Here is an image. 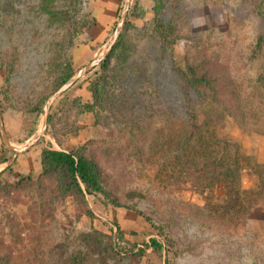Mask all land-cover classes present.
<instances>
[{"label": "rangeland", "instance_id": "rangeland-1", "mask_svg": "<svg viewBox=\"0 0 264 264\" xmlns=\"http://www.w3.org/2000/svg\"><path fill=\"white\" fill-rule=\"evenodd\" d=\"M125 6L0 0L1 116L45 121L30 171L0 166V264H264V0H130L114 39ZM49 132L105 194L43 172Z\"/></svg>", "mask_w": 264, "mask_h": 264}, {"label": "trees", "instance_id": "trees-1", "mask_svg": "<svg viewBox=\"0 0 264 264\" xmlns=\"http://www.w3.org/2000/svg\"><path fill=\"white\" fill-rule=\"evenodd\" d=\"M8 157V155L0 156V163L7 161ZM41 164L45 173L54 171L60 173L63 185L68 192H73V195L85 197L105 194L104 181L98 164L85 155L64 150L43 149ZM157 235L162 237L161 234ZM145 246L162 257L165 246L158 238H151ZM141 252L143 253V250Z\"/></svg>", "mask_w": 264, "mask_h": 264}, {"label": "crops", "instance_id": "crops-1", "mask_svg": "<svg viewBox=\"0 0 264 264\" xmlns=\"http://www.w3.org/2000/svg\"><path fill=\"white\" fill-rule=\"evenodd\" d=\"M26 84L29 85L30 80L27 81L24 79L23 88L21 89L23 91V94L20 96L21 98H17V100H25V98L27 96L26 95V92H27ZM28 88H29V86H28ZM13 97H16V96L13 95ZM12 101H14V98H12ZM2 111H3V117L1 116V121H2V124H4V126H3L4 133L5 134L7 133V136L5 135V137L7 138L8 142L11 145H13L12 142H14L15 137L13 136V133L10 130V128H14V131H19L18 137H20L22 139L20 141L19 140L17 141L20 146H15V145H13V146L16 147L17 149L24 148L28 144L29 140L31 139V135L28 134L26 136V135H24L23 132H21L22 128H25L24 126L28 125V123H26V116L28 114L26 115V112H24V110L22 109V106L19 105V103H15V102H13V103L12 102H10V103L5 102V104H4L2 101ZM28 117H29V115H28ZM2 140H3V136H2ZM3 142H4V140H3ZM4 144H5V142H4ZM5 145L7 146V144H5ZM32 146H30V147H32ZM30 147H28L27 149H25L22 152L15 151L12 149L14 152L11 155H8L9 156L8 160L3 162V163H0V166L9 163L12 160H13V162L17 160V161H19V165H18L19 171H21V172L30 171L29 161L31 158V156H30L31 152L27 151L30 149ZM67 152H69V151H67ZM41 154H42V152H41ZM40 160H41V156H40Z\"/></svg>", "mask_w": 264, "mask_h": 264}, {"label": "water", "instance_id": "water-1", "mask_svg": "<svg viewBox=\"0 0 264 264\" xmlns=\"http://www.w3.org/2000/svg\"><path fill=\"white\" fill-rule=\"evenodd\" d=\"M130 0H126V6H125V9H124V12H123V15L121 16V20L119 21L118 23V26H117V29H116V32H115V35H114V39H116L120 33V30H121V27L123 25V21L126 17V13H127V5L129 3ZM113 45L110 44L109 47H111ZM109 49V48H108ZM106 55V54H105ZM104 56L98 58L97 60H95L91 65L85 67L83 70H81L79 73H77L67 84H65L61 89H59L51 98L50 100L48 101L47 105H46V109H45V113H44V120L46 119L47 117V114H48V109L51 105V102L52 100L59 94H61L64 90H66L71 84H73L76 79L81 75L82 72H85L87 71L88 69L92 68L94 65L98 64L102 59H103ZM43 120V121H44ZM45 122V121H44ZM44 122H42L37 131L34 133V135L32 136V138L29 140L28 144L24 147V148H21V149H17L16 147H14L13 145H11L7 138L5 137V133H4V129H3V124H2V121H1V112H0V131L2 133V136H3V140L5 142V144H7V146H9L11 149L15 150V151H19V152H22L24 151L25 149H27L28 147L32 146L36 141L37 139H39L40 135L42 134L43 130H44Z\"/></svg>", "mask_w": 264, "mask_h": 264}, {"label": "built area", "instance_id": "built-area-1", "mask_svg": "<svg viewBox=\"0 0 264 264\" xmlns=\"http://www.w3.org/2000/svg\"><path fill=\"white\" fill-rule=\"evenodd\" d=\"M48 136H49V138H48ZM45 138H46V140H48L49 142H50V144H51V148L50 149H53V148H55V145H56V138L53 136V134L52 133H48L46 136H44Z\"/></svg>", "mask_w": 264, "mask_h": 264}]
</instances>
